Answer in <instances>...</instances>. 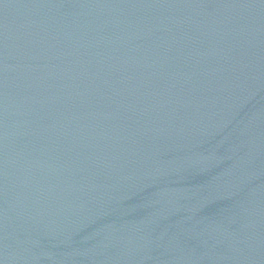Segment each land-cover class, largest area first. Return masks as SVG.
<instances>
[{
    "label": "water",
    "instance_id": "water-1",
    "mask_svg": "<svg viewBox=\"0 0 264 264\" xmlns=\"http://www.w3.org/2000/svg\"><path fill=\"white\" fill-rule=\"evenodd\" d=\"M0 264H264V0H0Z\"/></svg>",
    "mask_w": 264,
    "mask_h": 264
}]
</instances>
